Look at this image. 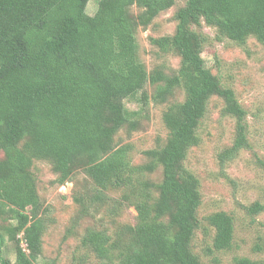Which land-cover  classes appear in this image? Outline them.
Wrapping results in <instances>:
<instances>
[{
    "label": "trees",
    "instance_id": "trees-1",
    "mask_svg": "<svg viewBox=\"0 0 264 264\" xmlns=\"http://www.w3.org/2000/svg\"><path fill=\"white\" fill-rule=\"evenodd\" d=\"M89 1L0 0V264H37L43 254L49 223L35 161L50 162L60 184L81 170L95 185V201L126 189L119 207L131 203L135 222L114 219L82 239L101 264H224L217 256L206 262L192 248L202 195L185 163L200 145L198 130L213 97L237 122L234 145L222 161L249 147L247 111L207 67L202 28H215L219 41L245 45L254 37L264 44V0H100L94 15L87 12ZM175 7L174 33L151 42L180 66L148 71L137 34ZM149 87L155 102L168 105V137L133 165L129 146L118 147L115 139L138 127L125 102L140 96L148 103ZM159 170L160 181L147 179ZM262 210L259 202L250 208L253 214ZM206 221L215 230L210 252L231 250L235 218L219 211ZM9 243L14 262L6 255ZM234 264L264 260L240 257Z\"/></svg>",
    "mask_w": 264,
    "mask_h": 264
},
{
    "label": "rangeland",
    "instance_id": "rangeland-1",
    "mask_svg": "<svg viewBox=\"0 0 264 264\" xmlns=\"http://www.w3.org/2000/svg\"><path fill=\"white\" fill-rule=\"evenodd\" d=\"M100 0H90L87 12L94 15ZM183 0H179V5ZM177 7L161 14L147 29H140L137 40L141 59L148 71L157 66L178 69L179 59L154 47L151 38L174 33ZM133 12L138 14L136 7ZM208 43L203 58L208 68L218 75L224 85L232 88L241 105L247 111L249 147L233 155L221 156L234 145L237 132L236 119L223 113L225 103L213 97L205 118L198 130L200 145L190 150L186 167L200 180L202 205L199 208L200 228L196 231L192 248L204 261L211 263L217 256L224 264H234L236 258L248 257L264 260V44L251 37L245 45L229 39L217 38V30L203 26ZM149 101L142 103L140 96L125 102L127 109L136 113L138 127L123 129L116 136L118 147L129 146L133 165L146 161L144 152L162 147L168 137L163 122L167 104L153 100V87H149ZM178 94V99L182 98ZM4 152L0 150V159ZM39 192L47 210L49 223L44 237V251L37 264H101L94 254L82 247V239L88 229L111 227L114 219L123 224H133L138 215L131 203L119 207L126 189L110 192L105 202L93 199L96 188L93 181L81 170L65 184L48 161H35ZM136 179H139L137 175ZM147 179L160 181L161 170L147 175ZM259 202L263 210L258 214L250 208ZM116 207L115 211L112 208ZM225 211L235 218V239L231 250L210 252L215 230L206 218ZM1 223V221H0ZM115 230L111 229L110 234ZM261 247V249H260ZM6 255L16 259L13 244L9 243Z\"/></svg>",
    "mask_w": 264,
    "mask_h": 264
}]
</instances>
